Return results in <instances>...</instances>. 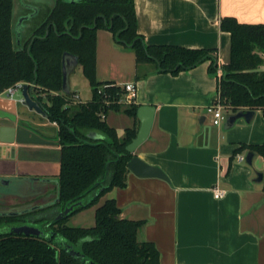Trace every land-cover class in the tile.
Instances as JSON below:
<instances>
[{"label":"crops","instance_id":"crops-1","mask_svg":"<svg viewBox=\"0 0 264 264\" xmlns=\"http://www.w3.org/2000/svg\"><path fill=\"white\" fill-rule=\"evenodd\" d=\"M133 4L136 29L145 43L211 48L220 64L228 61L230 45V32L220 26L223 18L264 24V0H133ZM208 64L209 59L203 60L175 74L155 71L151 62L137 67L132 50L116 43L110 31H96V78L118 85L131 81L136 86L134 103L155 106L148 136L134 153L167 175L140 177L127 169L125 185L112 187L96 204L113 198L121 217L143 220L137 239L154 244L158 264H264V190L255 179L263 160L254 154L249 165L236 157L239 153L245 157L248 151L240 148L242 143L264 142V116L254 108L249 121L238 118L224 127L225 117L235 112L228 108L214 124L206 106L216 95L217 78L209 73ZM7 96L0 95V125L21 124L52 142L0 140V186L23 191L32 179L56 180L60 170L56 123L22 104L20 95ZM90 98L91 91L82 101ZM69 99L81 100L74 92ZM104 120L119 137L126 128L136 133L140 124L136 114L123 108L107 109ZM214 187L223 189L220 197H214Z\"/></svg>","mask_w":264,"mask_h":264},{"label":"trees","instance_id":"trees-1","mask_svg":"<svg viewBox=\"0 0 264 264\" xmlns=\"http://www.w3.org/2000/svg\"><path fill=\"white\" fill-rule=\"evenodd\" d=\"M12 10L13 0H0V93L18 82L27 84L45 111L44 117L57 125L54 141L60 145V170L58 199L53 204L17 215H0V224L22 223L33 217L49 232L33 236L1 231L0 264H86L85 258L95 264H158L154 244L137 239L143 220L121 217L113 198L96 205L92 225L65 224L68 216L95 205L112 187L125 185L126 162L132 156L125 145L135 130L126 128L119 137L100 117L109 108H123L135 116L138 105L103 102L105 95L117 99L123 90L121 85L96 78V31H110L116 43L134 52L137 67L151 62L158 72L175 74L209 59L208 71L214 74V49L145 43L136 29L133 0H55L32 34L20 42L12 32ZM220 26L230 32L229 57L221 64L218 82L220 98L233 111L260 108L264 116V68H260L264 65V24L239 23L225 17ZM63 51L78 56L90 85L89 100L71 103L61 91ZM92 131L100 136H90ZM240 146L262 157L264 190V142ZM78 199L83 203L53 220L59 210ZM49 209H55L51 216L38 215ZM68 245L84 257L72 255Z\"/></svg>","mask_w":264,"mask_h":264},{"label":"water","instance_id":"water-1","mask_svg":"<svg viewBox=\"0 0 264 264\" xmlns=\"http://www.w3.org/2000/svg\"><path fill=\"white\" fill-rule=\"evenodd\" d=\"M78 63V56L69 51H63L61 57V91L64 93H68L69 89V73ZM20 89V102L26 105L29 109L40 113L41 115H45V111L43 110L42 106L40 105L39 101H37L33 94L29 93L28 87L26 83H22ZM155 106L153 104H139L136 109V115L140 120L139 127L133 137H131L130 141L125 145L126 151L132 153L130 159L126 162V167L132 173L140 177H160L163 179H167L166 173L157 165L150 164L140 158L138 155L134 153L135 149L147 138L150 127L152 125L153 116H154ZM253 109H246L242 110L239 109L234 113H230L225 117L224 120V127H230L238 118H243L245 121H249L253 116ZM98 135L97 137H99ZM96 137V136H95ZM0 140L1 141H17L21 143H34V144H48L52 141L42 137L40 134L23 126L21 124L16 125H9V124H1L0 125ZM254 153L252 151H247L245 154V161L247 164H252V157ZM255 179L257 181H261L262 178V171L257 170ZM32 184L35 181L40 182H49V180L43 179H32ZM2 179L0 183H2ZM56 183V196L55 198L46 203L36 204L33 207L29 208H21L18 210H0V215H17L21 214L30 210H35L39 208H43L53 204L57 199V179L55 180ZM31 184V185H32ZM44 190L41 189V192ZM22 191L12 190L9 191V188L0 186V205H4V202L11 203L9 197H18ZM4 194V196L2 195ZM3 196V197H2ZM7 196V198H5ZM19 198V197H18ZM82 199H78L72 201L64 206L63 209L59 210L56 215L53 217V220L60 219L66 216L73 208L77 205L82 204ZM9 232H14L17 234H24V235H47L49 232H45L41 225L37 226L30 223H20L12 225L9 229ZM72 255H79L80 257H84L79 251L75 250L71 245H68L66 248ZM86 264H95L92 260H88L87 258L84 259Z\"/></svg>","mask_w":264,"mask_h":264},{"label":"rangeland","instance_id":"rangeland-1","mask_svg":"<svg viewBox=\"0 0 264 264\" xmlns=\"http://www.w3.org/2000/svg\"><path fill=\"white\" fill-rule=\"evenodd\" d=\"M36 3H43V4H51L52 0H31ZM14 2V11H16L20 0H13ZM69 81H70V93L65 94L68 98L72 95V92L78 93L80 96V101L87 98V95L90 93V85L88 83L87 78L82 73L80 63H77L74 70H72L69 74ZM21 83V82H20ZM2 97H8L6 93L0 94ZM20 95V89H16L14 94L12 95L13 98H17ZM41 189L44 190L41 192ZM4 196V194H2ZM2 196V197H3ZM56 196V183L55 180L45 182L42 185V182L35 181L34 184L29 185L26 189H24L20 196L14 198L9 197L11 203L4 202V205H0V210H18L21 208H29L33 207L34 205L46 203L52 201ZM7 198V196L5 197ZM97 204L82 210L81 212L74 213L67 217L65 220V224L72 225V226H90L94 223V208ZM21 221H13L10 225L20 224ZM22 223H30L34 225H41V222L38 221H31L26 220ZM6 224H0V232L1 231H9L11 226H5Z\"/></svg>","mask_w":264,"mask_h":264},{"label":"built area","instance_id":"built-area-1","mask_svg":"<svg viewBox=\"0 0 264 264\" xmlns=\"http://www.w3.org/2000/svg\"><path fill=\"white\" fill-rule=\"evenodd\" d=\"M214 75L217 78V92L216 95L214 97V99L212 100V102H210L207 106H206V111L209 112L211 114L212 117V122L214 124H219L220 121L223 119L224 117V112L228 109V106L221 100L220 98V94H219V86H218V82L220 80V77L222 75V67L221 64L218 63L216 64V69H215V73ZM20 82L8 86L7 88H5L3 90V92H5L7 95H13L14 91L18 88L21 87ZM122 88V93L121 95L117 98V99H109V95H105L103 102L105 104H109L113 101L119 102V103H123V104H128L131 102H134L135 96H136V86L133 82L128 81L125 82L124 84L121 85ZM101 88H98V92L100 91ZM105 113L101 112L100 113V117L104 118ZM237 160L242 161L245 159L243 154H237L236 155ZM223 194V189L218 188V187H214L213 188V195L214 197H220Z\"/></svg>","mask_w":264,"mask_h":264},{"label":"flooded vegetation","instance_id":"flooded-vegetation-1","mask_svg":"<svg viewBox=\"0 0 264 264\" xmlns=\"http://www.w3.org/2000/svg\"><path fill=\"white\" fill-rule=\"evenodd\" d=\"M54 1L52 0L51 4H39L31 0H20L16 11L13 6L12 32L16 42H20L21 39L24 40L32 34L34 27L45 18Z\"/></svg>","mask_w":264,"mask_h":264}]
</instances>
